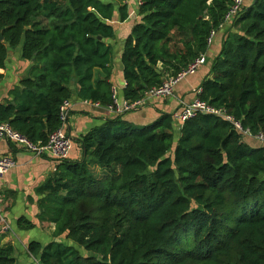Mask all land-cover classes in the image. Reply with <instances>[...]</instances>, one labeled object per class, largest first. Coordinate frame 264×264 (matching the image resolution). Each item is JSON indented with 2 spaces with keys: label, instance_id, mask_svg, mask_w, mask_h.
Returning <instances> with one entry per match:
<instances>
[{
  "label": "trees",
  "instance_id": "1",
  "mask_svg": "<svg viewBox=\"0 0 264 264\" xmlns=\"http://www.w3.org/2000/svg\"><path fill=\"white\" fill-rule=\"evenodd\" d=\"M139 1L122 56L124 99L132 102L205 57L235 2ZM115 11L101 0H0V71L10 49L21 47L32 63L11 93L16 104H0V124L45 145L74 96L111 105ZM120 15L128 18L126 6ZM233 28L199 99L257 136L264 133V0L244 7ZM96 69L105 78L94 80ZM120 118L78 140L81 159L58 160L37 188L38 220L55 229L52 242L29 244L25 264H264V145L251 146L213 115L180 130L172 114L140 128ZM0 264H21L1 239Z\"/></svg>",
  "mask_w": 264,
  "mask_h": 264
},
{
  "label": "crops",
  "instance_id": "2",
  "mask_svg": "<svg viewBox=\"0 0 264 264\" xmlns=\"http://www.w3.org/2000/svg\"><path fill=\"white\" fill-rule=\"evenodd\" d=\"M114 5L116 11L111 22L115 30V38L110 42L113 47V71L111 83L118 91L120 102L124 99L126 82L122 56L128 37L135 24L139 22L138 10L139 0H101ZM255 0H244V7H250ZM127 7L128 18L121 21L120 9ZM235 29L233 21L222 26L216 32L214 42L210 46L207 55L204 57V64L196 74L187 77L180 82L173 96L169 98L152 99L136 112L121 116L120 120L134 127H145L155 122L162 114H174L181 108L182 103H192L198 97V92L210 69L219 55L222 44ZM206 62V63H205ZM32 63L22 57V48L10 49L5 62V68L0 72L3 79L0 82V104L8 103L15 105L12 91L20 86L24 79L31 75ZM105 78L102 70L96 69L94 80ZM166 81V80H165ZM75 87V83H74ZM117 118V115L103 106H96L93 103L81 101L77 96L70 101L68 119L64 129L73 141V148L69 159L78 160L82 152L78 144L89 131L103 125L106 121ZM245 142L251 146H261L255 137H246ZM0 157H11L16 161V167L7 175L0 178V198L3 201L4 213L11 226L10 233L1 238L2 245H12L15 248V258L21 264L28 263V246L31 242L37 241L46 245L52 242V234L55 226L38 220V203L41 196L36 190L56 171L58 160L45 154L38 156L30 153L20 146L0 138ZM26 219L36 225L29 231L22 230L20 220Z\"/></svg>",
  "mask_w": 264,
  "mask_h": 264
},
{
  "label": "built area",
  "instance_id": "3",
  "mask_svg": "<svg viewBox=\"0 0 264 264\" xmlns=\"http://www.w3.org/2000/svg\"><path fill=\"white\" fill-rule=\"evenodd\" d=\"M244 10V0H235L234 4L231 6L228 12L225 24L234 21L239 17ZM216 33H212L209 39V45L211 46L214 42ZM204 64V57H200L191 63L188 68L183 70L177 76H173L160 86L153 88L145 93L144 97L138 101H124L120 102L118 97V91L113 88L112 104L105 107L117 116H123L128 113L136 112L142 107H144L147 102L152 99L169 98L173 96L177 85L185 80L187 77L192 76L197 73L199 68ZM198 97L192 103H182L181 108L173 114V118L178 126L182 127L185 122L196 118L198 115H213L216 118L227 121L232 124L234 128L243 134L244 137H255L260 142H264V133L254 136L249 130H245L240 121L236 120L233 116L228 114L224 109H218L211 106L208 102L202 101ZM98 107L101 105L94 104ZM70 107V101L63 104L61 108V118L65 124L68 119V111ZM63 124V126H64ZM0 138L10 141L26 151L42 156L48 154L55 158L56 160L68 159L69 154L73 148V141L70 136L65 131L64 127L60 128L56 132L50 135L48 142L45 145L34 144L31 142L24 134L15 130L9 123L0 124ZM16 167V161L11 157H0V178L7 175ZM11 226L7 221L4 213L3 201L0 198V239L7 236L10 233Z\"/></svg>",
  "mask_w": 264,
  "mask_h": 264
},
{
  "label": "water",
  "instance_id": "4",
  "mask_svg": "<svg viewBox=\"0 0 264 264\" xmlns=\"http://www.w3.org/2000/svg\"><path fill=\"white\" fill-rule=\"evenodd\" d=\"M99 39H101V38H99ZM0 40H1V41H3V40H4V38H3V36H2V35H0ZM6 46H7L8 48L10 47V45H9V44H6ZM205 63H206V62H205ZM72 89H74V84L72 85ZM177 129H178V130H180V129H181V127H180V126H178V127H177Z\"/></svg>",
  "mask_w": 264,
  "mask_h": 264
}]
</instances>
